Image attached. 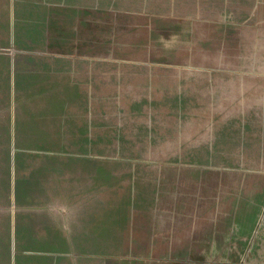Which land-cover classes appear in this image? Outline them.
<instances>
[{"label":"rangeland","instance_id":"rangeland-1","mask_svg":"<svg viewBox=\"0 0 264 264\" xmlns=\"http://www.w3.org/2000/svg\"><path fill=\"white\" fill-rule=\"evenodd\" d=\"M166 20L174 34L150 32L167 31ZM120 60H140L199 105L191 127L162 131L166 145L144 148L166 162L161 185L179 187L165 177L179 174L181 163L202 166L199 187L210 198L224 189L241 202L264 201V0H0V264H84L94 244L62 236L87 237L88 211L80 219L78 205L132 204L136 196L111 192L104 181L153 179L151 162L108 158L138 148L87 146L80 134L88 132L74 131L96 101L87 96L105 89L89 79L110 76ZM122 165L123 173L114 170ZM183 190L164 197L163 209L184 203ZM254 235L264 239V202Z\"/></svg>","mask_w":264,"mask_h":264},{"label":"crops","instance_id":"crops-1","mask_svg":"<svg viewBox=\"0 0 264 264\" xmlns=\"http://www.w3.org/2000/svg\"><path fill=\"white\" fill-rule=\"evenodd\" d=\"M176 27L173 22L166 20L161 29L167 31H157L158 27L153 25L150 32L156 36L174 34V30H170ZM116 63L122 64L113 65L117 70L111 69L110 76L100 75V79L105 77V80L95 76L89 79L96 88L105 89L94 90L92 95L87 96V99L96 101L92 107L88 106L89 118L84 125L79 124L74 131L88 132L80 134L87 139L84 143L87 146H131L139 149L138 154L133 152L129 156L117 155L121 153L120 149L116 155L108 157L114 161L121 164L128 161L151 162L157 168L152 170L153 179L151 173H146L140 185L129 179L104 181L111 192L115 190L122 195H134L136 200L132 204L106 201L93 202L88 206L78 205L82 212L80 219L88 211L87 237L83 235L84 230L69 231L68 234L63 233V241L94 244V250L83 255L84 264L263 263L264 239L254 235L263 197L256 195L253 199L241 202L235 200L234 194L226 197L223 189L210 198L199 187L207 176V170L202 166L188 167L182 163L179 174L173 177L168 173L165 177L167 180L173 178V183H178L179 187L166 186L168 181L161 185V164L166 162L153 161L144 151V148H149L152 152L166 145L161 140L162 131L174 132L175 135L191 127L199 107L192 94L187 90H178L180 85L166 76L150 74L141 66L140 60H120ZM158 65L169 67V64ZM119 67L128 70L121 72ZM77 135L75 133V137ZM114 170L121 173L126 171L123 165ZM182 189L186 201L179 206L172 200L163 209L164 197H175ZM229 203L232 207L224 206ZM214 209L216 213L209 214ZM114 211L120 213L114 215ZM197 217L203 221L198 228L193 226ZM184 229L186 233L180 235ZM132 231L137 235L130 234ZM102 243H120V250H97L95 244ZM62 254L69 255L64 251Z\"/></svg>","mask_w":264,"mask_h":264}]
</instances>
